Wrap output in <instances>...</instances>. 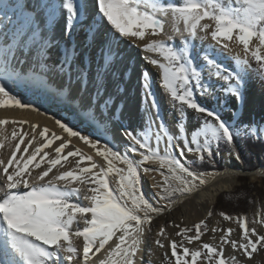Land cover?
<instances>
[{
  "label": "snow or ice",
  "instance_id": "snow-or-ice-1",
  "mask_svg": "<svg viewBox=\"0 0 264 264\" xmlns=\"http://www.w3.org/2000/svg\"><path fill=\"white\" fill-rule=\"evenodd\" d=\"M125 41L141 48L158 77L154 83L147 69L139 72L141 122L121 123L122 143H114L105 113L123 98L114 100L107 86L123 91L135 71L120 58ZM27 73L42 88L53 77L59 89L75 81L87 98L85 119L105 131L85 134L53 117L67 138L36 124L23 131L27 120L11 121L21 131L13 127L9 136L10 121L0 119V149L7 147L0 154V264H158V250L159 264H255L254 255L264 254V216L214 211L217 178L224 175L223 187L231 188L235 173L247 175L232 168L222 174L218 157L242 163L246 144L264 150V123H243L235 113L222 118L229 98L243 103L250 75L264 83V0H0V109L40 111L13 91ZM73 137L105 163L79 148L65 153ZM204 201L211 203L191 224L173 216Z\"/></svg>",
  "mask_w": 264,
  "mask_h": 264
},
{
  "label": "bare ground",
  "instance_id": "bare-ground-1",
  "mask_svg": "<svg viewBox=\"0 0 264 264\" xmlns=\"http://www.w3.org/2000/svg\"><path fill=\"white\" fill-rule=\"evenodd\" d=\"M208 21H202V23H207ZM104 27V25H103ZM105 27H110V25L105 24ZM167 27V26H166ZM59 30V26L57 27ZM141 45L143 42H139ZM230 44L232 42H229ZM236 52L242 53V46H238L232 44V53ZM143 53L140 47H136L130 44L128 41H125L120 45V58L124 60L127 64L132 66L135 71L125 77L123 83H121L120 88L123 91L117 92L114 85H108L107 91L109 93H113V99L116 100V97H122V100H117L115 103V111H109L105 113V116L108 118L106 127L108 129L107 139L113 141L114 143H122L121 138L118 135L117 130L120 127L121 123L135 126L137 123L141 122L142 117V108L143 105L140 101V93H139V84L137 82V76L140 71L147 69L153 82L155 83L158 73L155 71L154 67L146 64L144 60L141 59ZM223 63L232 66V61L228 59H224ZM47 79V77H45ZM60 83L55 77L52 78L48 83V87L42 88L36 79L32 78L31 73H27L25 78L20 82L19 87H13L14 93L21 98L23 101H27L35 106H37L40 111L35 112L26 109L19 108H2L0 109V119H7L10 121L9 124L5 125L4 128L6 130V134L11 135L13 127L17 128V131H21L19 125H13L11 121H20L27 120L29 123L23 126V131H30V124L38 125L37 131L42 130L44 127L49 128L51 131L56 132L57 134L63 135L67 138L66 133H61L60 129L55 125V118H62L63 121L74 125L76 128L82 130L85 134L88 133L90 128H96L100 135L104 134L105 127L98 123L95 120L89 121L85 119L88 116V111L86 108L87 98L83 96V93L75 92V81L72 82V88L69 89L65 86L63 89H59L57 85ZM65 85H67V81H64ZM245 98L242 104L237 103L234 97L228 99L227 106L224 108L222 112V118L231 119L233 117V113L236 114V118L243 123H264V83L259 81L254 76L250 75L247 83L245 85ZM156 93L157 97L161 101V107L164 112V117L166 122L171 123L174 118L172 114L169 112V104L165 97V94L159 87L156 85ZM191 123V122H190ZM22 134V133H21ZM30 138V137H29ZM28 138L25 139V144L21 145V150L27 144ZM42 142V138H37V141L34 143L33 147ZM15 143V141L13 142ZM59 144V141H56L52 148ZM74 148L81 149L82 152L92 155L94 160L99 164H104L103 158L96 156L95 150L91 148L90 145L84 144L78 138H71V144L68 149H65V153L69 150H74ZM33 151L32 148L29 149V153ZM54 156L52 153V149H45ZM0 154L7 155V147L5 149H0ZM20 153H17L19 157ZM42 155V154H41ZM225 162L226 166L224 169L220 170L223 174L226 168H232L237 170H242L246 172L240 162H236L234 160H229L226 156ZM39 156L37 157V162L39 161ZM72 159L71 157L69 158ZM23 163V162H21ZM63 163V162H62ZM87 164V162H85ZM35 162L31 167H34ZM148 167L156 168L159 167L158 164L149 163L146 164ZM44 167V165H42ZM117 167H125L123 164L117 163ZM59 168V165L57 166ZM11 171V169H10ZM39 171V170H37ZM56 169H53V173H50V176L56 173ZM264 172V166H261L257 169L249 171L248 174L250 177L253 175L258 177L253 181H257L260 178V174ZM247 173V172H246ZM151 175H155L152 173ZM151 175L144 177V190L149 195L154 190L149 185L153 183L151 180ZM239 175L238 173L234 174V180L232 181L231 188L223 187L227 182L224 178V175H221L217 178L214 187L218 191V195L215 196L214 200L216 202L219 195L224 191H230L239 183ZM157 180L160 177L156 176ZM84 203H88V201H84ZM211 203V201H204L202 203L194 204L190 202L187 208L182 209V213L176 218H183L185 223L191 224L193 221H197L200 216L204 213L203 204ZM215 204V203H214ZM227 226H231L234 229L238 227L234 223H228ZM206 240L210 238L205 236ZM78 245H81V241L76 242ZM157 259L158 264L162 259V256L158 253L154 257ZM255 264H264V256L259 254H255L253 257Z\"/></svg>",
  "mask_w": 264,
  "mask_h": 264
},
{
  "label": "rangeland",
  "instance_id": "rangeland-1",
  "mask_svg": "<svg viewBox=\"0 0 264 264\" xmlns=\"http://www.w3.org/2000/svg\"><path fill=\"white\" fill-rule=\"evenodd\" d=\"M222 158V163H223V169L226 166V162H225V157H221ZM218 160L219 157H218ZM242 164V163H241ZM264 166V164H260L258 165V167H256L255 169ZM247 175H242L239 177V183L230 191H224L222 192L219 197L217 198L215 204H214V211L219 212V211H225L229 214L232 215H247L249 220H252L253 218H260L262 216H264V179H259L257 181H253L250 177V175L248 174L249 171L252 170H246ZM243 179H246L245 181H243ZM242 180V181H241ZM244 182L246 185H248L249 189H253L256 190L255 192L252 191V193H249V191H242L241 194L237 195V196H233L230 200H232V205L229 207L228 209L225 207H220L219 209H216V206L218 204V200L221 197V195H223L224 193H234L236 192V190L241 187V185H244ZM239 197V198H238ZM225 206V205H224ZM182 213V209H177L174 213L173 216H179ZM229 222H224V226L227 227V224ZM231 223V222H230ZM236 225V224H235ZM237 226V225H236ZM238 227V226H237ZM258 230H261L260 226H257ZM237 230H239L237 228ZM204 240H206L205 237H203ZM160 254L162 256V250H158L156 251V254ZM155 254V255H156ZM261 256H264V254H260Z\"/></svg>",
  "mask_w": 264,
  "mask_h": 264
},
{
  "label": "trees",
  "instance_id": "trees-1",
  "mask_svg": "<svg viewBox=\"0 0 264 264\" xmlns=\"http://www.w3.org/2000/svg\"><path fill=\"white\" fill-rule=\"evenodd\" d=\"M219 159L220 160H218L217 168L219 170H222L223 169L222 158L219 157ZM260 164H264V150L261 149L258 143L255 145L246 144L244 146V156H243V162H242L243 168L246 170H249V169L252 170L258 167V165ZM245 180L246 179H243V181ZM242 191H249V193H252V191L255 192L256 190L249 189L248 185H246L244 182V185H241V187H239L236 190V192L231 193V194L224 193L223 195H221V197L218 200L216 209H219L220 207H225L228 209V206L230 207L232 205V200H230V198L233 199L232 198L233 196H237L241 194Z\"/></svg>",
  "mask_w": 264,
  "mask_h": 264
}]
</instances>
